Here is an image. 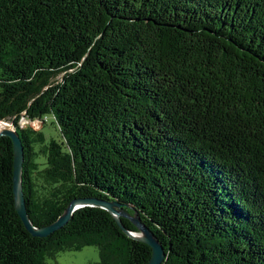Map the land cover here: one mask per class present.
I'll use <instances>...</instances> for the list:
<instances>
[{"label": "trees", "instance_id": "16d2710c", "mask_svg": "<svg viewBox=\"0 0 264 264\" xmlns=\"http://www.w3.org/2000/svg\"><path fill=\"white\" fill-rule=\"evenodd\" d=\"M24 117H52L60 137ZM2 120L24 146L35 225L102 197L150 227L161 264H264V0H0ZM13 172L0 136V264L85 246L91 264L149 262L99 207L34 236Z\"/></svg>", "mask_w": 264, "mask_h": 264}, {"label": "water", "instance_id": "95a60500", "mask_svg": "<svg viewBox=\"0 0 264 264\" xmlns=\"http://www.w3.org/2000/svg\"><path fill=\"white\" fill-rule=\"evenodd\" d=\"M32 121V120H31ZM9 129L0 130V136H8L12 139L14 149V172H13V189L15 197V208L18 211L22 221L24 222L28 231L34 236H47L62 228L73 217V213L83 207H99L111 213L113 218L121 229L132 238L147 243L152 247V256L147 264H161L166 256L164 245L150 229V227L136 214L130 215L121 206L120 202L108 200L102 197L87 196L76 197L70 201L64 212L52 223L37 226L35 225L28 213L26 200L23 188V164H24V146L18 131L12 124ZM130 219L139 231L129 230L122 221V218Z\"/></svg>", "mask_w": 264, "mask_h": 264}, {"label": "rangeland", "instance_id": "374dc122", "mask_svg": "<svg viewBox=\"0 0 264 264\" xmlns=\"http://www.w3.org/2000/svg\"><path fill=\"white\" fill-rule=\"evenodd\" d=\"M40 121L41 125L38 124L35 126L32 124L33 122ZM4 121V124L1 125L0 130L9 129L13 126L12 122ZM38 122V123H40ZM22 127H26L30 125L35 130H41L48 135V138L55 137L58 139L60 137V133L56 124L53 122V118L49 117L46 122H43L41 119H36L31 121L28 118H23L21 120ZM40 125V126H39ZM100 259L99 248L97 246H85L80 250H64L57 253L54 257H48L47 261L50 264H91L93 262H97Z\"/></svg>", "mask_w": 264, "mask_h": 264}, {"label": "bare ground", "instance_id": "6f19581e", "mask_svg": "<svg viewBox=\"0 0 264 264\" xmlns=\"http://www.w3.org/2000/svg\"><path fill=\"white\" fill-rule=\"evenodd\" d=\"M38 122H40V121H36V122H33L32 124H34L35 126H37L38 124H40L41 125V122L40 123H38ZM4 124V121H0V127H1V125H3ZM39 125V126H40Z\"/></svg>", "mask_w": 264, "mask_h": 264}]
</instances>
